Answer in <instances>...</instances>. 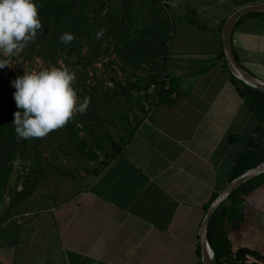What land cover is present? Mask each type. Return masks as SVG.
Wrapping results in <instances>:
<instances>
[{
  "label": "crops",
  "instance_id": "obj_1",
  "mask_svg": "<svg viewBox=\"0 0 264 264\" xmlns=\"http://www.w3.org/2000/svg\"><path fill=\"white\" fill-rule=\"evenodd\" d=\"M163 1L155 9L171 37L162 64L175 92L146 108L122 154L71 197L60 198L59 184L14 203L15 174L14 193L0 201V264H202L205 208L259 126L217 58L222 30L236 10L264 0ZM152 9L151 0L131 3L139 21ZM251 15L236 24L232 50L264 80V14Z\"/></svg>",
  "mask_w": 264,
  "mask_h": 264
},
{
  "label": "trees",
  "instance_id": "obj_2",
  "mask_svg": "<svg viewBox=\"0 0 264 264\" xmlns=\"http://www.w3.org/2000/svg\"><path fill=\"white\" fill-rule=\"evenodd\" d=\"M132 1L36 0L43 27L35 40L23 49L25 53L56 68H61L60 58L67 64L70 59L73 66L86 68L114 54L128 76L126 82L110 78L112 87L106 90L99 91V84L90 90L84 89V93L78 90L79 97L89 98L86 111L74 113L64 127L44 138L18 139L12 124L14 113L19 110L14 96H0V201L10 192L14 193L10 183L16 175L15 185L22 181V191L15 194L14 203L29 199L36 185L54 172L59 178H71L43 157L44 150L52 149L51 141L60 140V149L69 148L86 161L96 163L93 174L98 176L122 154L132 139L146 115L144 103L151 106L162 101L164 95L175 92L173 80L162 64L171 37L170 23L163 17L162 10L155 9L154 0L151 6L155 10L150 12L149 20L139 21L131 12ZM101 30L103 35L97 38ZM65 33L74 36L68 44L60 40ZM217 58L259 120L248 149L235 162L231 182L264 162V94L245 86L230 74L223 52ZM141 70L147 71L145 75L139 74ZM79 78L85 81L84 76ZM85 94L88 96L84 97ZM106 124L113 128L116 138L105 129ZM18 163L26 173L15 175ZM217 196H213L205 211ZM242 229L249 231L250 247L244 244L246 233L242 234ZM208 240L215 254L213 264H264V175L241 186L218 208L209 224Z\"/></svg>",
  "mask_w": 264,
  "mask_h": 264
},
{
  "label": "clouds",
  "instance_id": "obj_3",
  "mask_svg": "<svg viewBox=\"0 0 264 264\" xmlns=\"http://www.w3.org/2000/svg\"><path fill=\"white\" fill-rule=\"evenodd\" d=\"M43 27L36 0H0V69L9 67L8 58L23 51L35 40ZM103 30L97 33V38ZM74 36L65 33L60 37L64 44ZM75 72L66 67L25 73L12 81L17 108L14 113V130L18 139L44 138L64 127L74 113H84L89 98L80 102L73 86Z\"/></svg>",
  "mask_w": 264,
  "mask_h": 264
},
{
  "label": "rangeland",
  "instance_id": "obj_4",
  "mask_svg": "<svg viewBox=\"0 0 264 264\" xmlns=\"http://www.w3.org/2000/svg\"><path fill=\"white\" fill-rule=\"evenodd\" d=\"M0 59H4L3 56H0ZM9 60V67H5L4 69H0V96H4L6 94H11L15 92V88L12 86V81L19 76H23L25 73L31 72H39L45 69H52L56 68L55 66H48L43 61L32 57L30 54L25 53L22 51L15 57L8 58ZM73 60L69 59V64L65 62V59L60 58L58 60V65L60 67H66L71 71L75 72L76 79L73 83L74 88L76 91H80L84 93L85 90H90L96 84H99L101 89L111 88L112 83L109 81L110 78L117 77L121 82H126V77L128 76V71H122V65L120 61H118L117 57L112 54L106 60H96L93 63L92 67L83 66H73ZM146 70V69H145ZM147 71H139V74H144ZM130 74V73H129ZM145 75V74H144ZM85 77V81L82 82L79 80V77ZM88 94H85L84 97H87ZM79 97V96H78ZM80 102L84 99L79 97ZM150 103H144L145 108L149 107ZM107 125V124H106ZM108 131L110 130L112 136L114 138L117 135L114 133L113 128L109 125L105 127ZM60 140L58 141H51L52 149L50 151L44 150L43 157L51 161L53 165L58 166L65 172L71 175V178H59L55 174L56 172L52 173L53 176L49 177L48 179L40 181L35 188V192L38 196H44L46 191H52L50 187L54 186H62L63 190L59 193L60 198L64 199L67 197H71L75 192L80 190L81 184L89 179L90 176L93 175V171L97 167L96 163H90L82 158L79 154L75 151H71L69 148H62L60 149ZM26 173V170L22 167L21 163H18L16 168L15 174ZM62 179V180H61ZM73 180H75L73 182ZM70 185V187H69ZM34 192V193H35ZM48 192H46L48 195ZM50 196V195H49ZM58 196L55 197L57 199ZM55 202V200L53 201ZM38 204H42V202H36Z\"/></svg>",
  "mask_w": 264,
  "mask_h": 264
},
{
  "label": "water",
  "instance_id": "obj_5",
  "mask_svg": "<svg viewBox=\"0 0 264 264\" xmlns=\"http://www.w3.org/2000/svg\"><path fill=\"white\" fill-rule=\"evenodd\" d=\"M251 14H264V4L253 5L241 8L232 13L226 20L222 30V49L224 59L230 74L245 86L257 90L264 94V80L256 78L245 68H243L236 60L231 44L232 32L236 24L245 16ZM264 175V162L257 167L246 171L233 181H231L222 193L218 195L216 200L210 205L206 212V216L202 225L200 234V247L202 253V264H213L215 260L214 251L209 244L208 229L210 221L218 210V208L226 202L241 186L249 181Z\"/></svg>",
  "mask_w": 264,
  "mask_h": 264
},
{
  "label": "built area",
  "instance_id": "obj_6",
  "mask_svg": "<svg viewBox=\"0 0 264 264\" xmlns=\"http://www.w3.org/2000/svg\"><path fill=\"white\" fill-rule=\"evenodd\" d=\"M157 2V4L161 7H164V5L166 4V2H164L163 0H155ZM169 87H166V90H168Z\"/></svg>",
  "mask_w": 264,
  "mask_h": 264
},
{
  "label": "flooded vegetation",
  "instance_id": "obj_7",
  "mask_svg": "<svg viewBox=\"0 0 264 264\" xmlns=\"http://www.w3.org/2000/svg\"><path fill=\"white\" fill-rule=\"evenodd\" d=\"M244 221H247V220H244ZM259 239L262 240V237L259 236ZM253 242H254V240H253ZM233 243H236V241L233 242ZM253 244H254V243H253ZM248 245H250V244L248 243ZM248 247H250V246H248Z\"/></svg>",
  "mask_w": 264,
  "mask_h": 264
}]
</instances>
